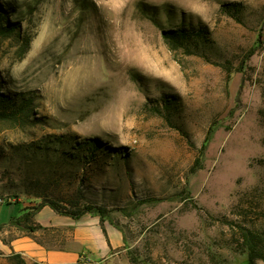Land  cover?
Returning <instances> with one entry per match:
<instances>
[{
    "label": "rangeland",
    "instance_id": "1",
    "mask_svg": "<svg viewBox=\"0 0 264 264\" xmlns=\"http://www.w3.org/2000/svg\"><path fill=\"white\" fill-rule=\"evenodd\" d=\"M0 5V112L32 100L0 117V198L102 209L116 264H246L242 232L264 238V0Z\"/></svg>",
    "mask_w": 264,
    "mask_h": 264
},
{
    "label": "crops",
    "instance_id": "2",
    "mask_svg": "<svg viewBox=\"0 0 264 264\" xmlns=\"http://www.w3.org/2000/svg\"><path fill=\"white\" fill-rule=\"evenodd\" d=\"M12 204L21 209L15 214L8 211L0 223V249L20 255L27 263L116 264L124 252L123 234L114 226L89 214L79 219L61 216L48 206L35 211L29 226L17 235L14 220L32 206L25 199L7 205Z\"/></svg>",
    "mask_w": 264,
    "mask_h": 264
},
{
    "label": "trees",
    "instance_id": "3",
    "mask_svg": "<svg viewBox=\"0 0 264 264\" xmlns=\"http://www.w3.org/2000/svg\"><path fill=\"white\" fill-rule=\"evenodd\" d=\"M5 31V27L2 24V16H1V5H0V35ZM12 31V30H11ZM12 33L10 32L9 35ZM165 40L167 42L172 41L176 45H185L187 43L193 42V38H195L194 34L185 33L183 31H167L163 33ZM205 35L203 32H198L196 37H202ZM10 99H8L9 102ZM11 101V100H10ZM32 100H25L22 98L18 104H14L10 102L8 104V110L9 112L6 113L0 112V117H5L7 119L12 118H18V119H24L27 118V111L28 106L31 104ZM209 134L207 135L205 142L203 144V149L206 147V143L209 140ZM44 206L50 207L54 212L61 216H68L73 219H79L85 214H96L95 216L99 217L102 221V218L104 217V211L102 209L96 208L94 206H85L83 209L75 211V212H68L67 210L61 211L54 203H42L34 210H30V208L26 209L22 216L20 218H17L14 220L15 224H19L20 222L23 223L25 221L30 222L31 218L34 215L35 211H38ZM31 230L33 228H30ZM242 246L244 250L247 252V260L246 264H256V261H263L264 262V238L256 234L255 232H251L249 230H246L245 232H242Z\"/></svg>",
    "mask_w": 264,
    "mask_h": 264
},
{
    "label": "built area",
    "instance_id": "4",
    "mask_svg": "<svg viewBox=\"0 0 264 264\" xmlns=\"http://www.w3.org/2000/svg\"><path fill=\"white\" fill-rule=\"evenodd\" d=\"M14 202V199L12 198H9V197H6V198H0V204L3 205V204H10Z\"/></svg>",
    "mask_w": 264,
    "mask_h": 264
}]
</instances>
